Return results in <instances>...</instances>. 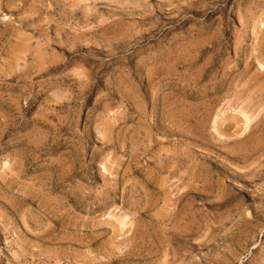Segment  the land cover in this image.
I'll use <instances>...</instances> for the list:
<instances>
[{
  "label": "rangeland",
  "instance_id": "rangeland-1",
  "mask_svg": "<svg viewBox=\"0 0 264 264\" xmlns=\"http://www.w3.org/2000/svg\"><path fill=\"white\" fill-rule=\"evenodd\" d=\"M0 264H264V0H0Z\"/></svg>",
  "mask_w": 264,
  "mask_h": 264
},
{
  "label": "bare ground",
  "instance_id": "bare-ground-1",
  "mask_svg": "<svg viewBox=\"0 0 264 264\" xmlns=\"http://www.w3.org/2000/svg\"><path fill=\"white\" fill-rule=\"evenodd\" d=\"M261 66V65H260ZM248 124V123H247ZM132 252V251H131Z\"/></svg>",
  "mask_w": 264,
  "mask_h": 264
}]
</instances>
